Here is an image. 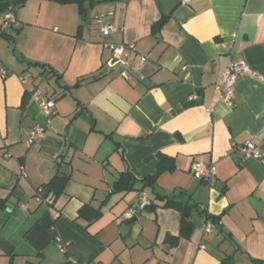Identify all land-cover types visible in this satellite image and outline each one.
I'll use <instances>...</instances> for the list:
<instances>
[{
    "label": "crops",
    "instance_id": "1",
    "mask_svg": "<svg viewBox=\"0 0 264 264\" xmlns=\"http://www.w3.org/2000/svg\"><path fill=\"white\" fill-rule=\"evenodd\" d=\"M84 5L86 16L77 3L28 0L7 27L0 15V65L9 70L0 77V264H264V0ZM100 14L115 26L107 37ZM106 43L133 44L134 65L147 60L125 78ZM242 61L249 70L231 107L217 85ZM36 88L55 101L48 116ZM37 127L44 134L33 137ZM249 141L261 158L243 154ZM159 155L175 169L159 174L156 190L196 206L185 214L145 185ZM195 162L217 174L195 177ZM65 164L63 193L39 202L38 189L63 177ZM125 172L131 189L116 185ZM143 189L152 206L129 218Z\"/></svg>",
    "mask_w": 264,
    "mask_h": 264
},
{
    "label": "built area",
    "instance_id": "2",
    "mask_svg": "<svg viewBox=\"0 0 264 264\" xmlns=\"http://www.w3.org/2000/svg\"><path fill=\"white\" fill-rule=\"evenodd\" d=\"M190 0H183L184 3H188ZM16 11L9 7L8 10L3 15V27H7L10 24L16 22ZM96 23L99 25L101 32L104 36H109L114 30L115 26L107 20L106 14H100L96 16ZM106 45L112 49L115 63L122 65L123 70L121 76L128 78L130 74L139 70L147 60L145 56H141L137 65L131 63V55L135 51V46L133 44H114L106 43ZM249 70V66L246 62H233L228 68L222 73V81L217 85L220 90V99L226 102L229 106L234 105V97L236 93L237 83L241 74ZM9 74V70L4 65H0V77L5 78ZM22 81H25V77H21ZM32 97L34 100L40 103L43 111L48 116L52 113V109L55 106V101L53 99H48L43 96V92L40 88H36ZM44 134L43 127H37L34 130L33 137L42 136ZM241 151L246 157L261 158L262 153L257 144L253 141L247 142ZM22 173L24 169L22 168ZM192 173L195 177L203 179L205 181H210L213 176L217 174V167L214 164H207L204 162H195L192 166ZM42 188H40L36 194V198L39 202L52 205L55 203L56 195L53 192L48 193L46 196L42 195ZM152 204L149 192L147 190H142L139 194L138 202L130 206L127 209V216L129 218L136 217L142 211H144L148 206ZM23 208H27V204L23 205ZM213 223L208 221L206 226V231H211L213 228ZM63 249L66 248L65 245L62 246Z\"/></svg>",
    "mask_w": 264,
    "mask_h": 264
},
{
    "label": "trees",
    "instance_id": "3",
    "mask_svg": "<svg viewBox=\"0 0 264 264\" xmlns=\"http://www.w3.org/2000/svg\"><path fill=\"white\" fill-rule=\"evenodd\" d=\"M27 1L28 0H0V15L3 16L9 7H12L16 11L18 8L24 6ZM52 1L59 2L62 4L77 3L80 7L81 14L83 16H86V9H85V5H84L85 0H52ZM165 21H166V18L161 19L160 21L157 22L155 27L162 26L165 23ZM47 70L49 71V73L54 74V71L52 69H47ZM79 84H80V82L77 83V85H79ZM159 158H160V161H159L156 173L154 175H151V176L146 177L144 179L145 185L152 187L153 192L155 193L157 198H161V199L165 200V204H164L165 207L176 208L185 214V212L188 209L191 210L192 208H194L196 206H193V205L188 206L187 204H184L183 202H181L180 200H178L174 197L162 196L156 190L155 184H156V181H157L159 174L165 170H174L175 169L174 159H172L166 155H159ZM67 180H68V176H63V177L55 176V177H53L47 184H45L41 187L42 192H43L42 195L46 196L48 193L53 192L57 198L61 193H63L65 185L67 183ZM116 185L119 189H131V188H133V177H132V175L129 172L122 173L119 180L116 182ZM6 202H7V199L0 197V210L5 207ZM150 206H152V204ZM86 210H88L87 206L83 207L81 212L85 213ZM92 216L93 217L91 219H97L100 216V211H95L94 215H92ZM207 217H208V219L212 220V222H214V223H217V221L219 220V217H215V216H211V215H208ZM171 241H172L173 245H175L177 243L178 239L177 238L176 239L171 238ZM229 262H230V259H226L223 261V264H229Z\"/></svg>",
    "mask_w": 264,
    "mask_h": 264
},
{
    "label": "water",
    "instance_id": "4",
    "mask_svg": "<svg viewBox=\"0 0 264 264\" xmlns=\"http://www.w3.org/2000/svg\"><path fill=\"white\" fill-rule=\"evenodd\" d=\"M68 168H69V166L68 165H63V167H62V169H61V172L59 173V175L60 176H63L64 174H66L67 173V171H68ZM16 196H18V197H20V198H23V195H22V193H21V191H20V189L19 188H17L16 190H15V193H14ZM11 205V203H7V206H10ZM184 223H187V220L185 219V218H183V220H182Z\"/></svg>",
    "mask_w": 264,
    "mask_h": 264
}]
</instances>
